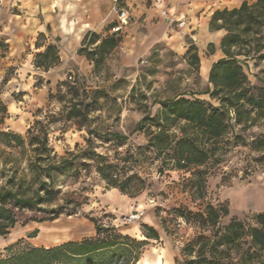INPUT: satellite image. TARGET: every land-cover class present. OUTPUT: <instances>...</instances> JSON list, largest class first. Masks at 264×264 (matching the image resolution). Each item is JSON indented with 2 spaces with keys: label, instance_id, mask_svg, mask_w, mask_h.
<instances>
[{
  "label": "rangeland",
  "instance_id": "1",
  "mask_svg": "<svg viewBox=\"0 0 264 264\" xmlns=\"http://www.w3.org/2000/svg\"><path fill=\"white\" fill-rule=\"evenodd\" d=\"M255 36H264V25ZM184 39L189 46L193 43L189 37ZM1 42L9 46L6 36L0 38ZM44 42L45 38L39 36L36 45ZM189 46L184 53H175L158 45L129 61H125L127 53L119 48L105 54L98 66L89 60V66L83 69L73 64L67 69L56 65L47 71L29 64L43 49L34 51L30 46L19 56V62L11 65L8 47L6 55L0 57V189L32 196L40 179L49 180L46 166L54 156L70 160L77 155V159L71 160L69 171L53 173L57 199L41 205L48 211L59 208L63 213L58 218L50 220L48 211L8 204L17 222L7 236L0 238V256L9 254L6 246L10 242L36 230L32 242L49 245L63 240L58 236L61 232L83 235V218L114 224L106 208L117 198H106L116 187L99 175L97 170L103 161L117 164L125 177L137 174L145 180V189L138 195L145 203L140 209L144 215L135 221L142 224L146 206H153L166 233L163 241H152L146 247L137 264H183V248L201 234L196 224L207 203L228 208L222 225L234 219L247 227L256 225L255 216L264 212V149L251 150V144L264 137V119L254 121L246 130L234 124L216 156L190 171L173 169L167 155L150 147L148 132L136 131L144 116L157 114L163 102L176 97L219 105L218 99L206 93L213 85L209 77L199 74L200 60L195 63L198 47L189 52ZM250 46L254 48L255 42ZM260 54L252 51L248 58L239 56L246 58L248 86L254 89L264 88V47ZM115 133L127 139L115 138ZM198 170L206 183L202 198H194L191 189ZM140 184L138 179L132 181L131 191ZM116 191L117 196H129L119 188ZM72 208L77 212L69 215ZM134 211L119 215V224L135 222L128 219ZM29 245L32 243L25 237L13 250Z\"/></svg>",
  "mask_w": 264,
  "mask_h": 264
},
{
  "label": "trees",
  "instance_id": "2",
  "mask_svg": "<svg viewBox=\"0 0 264 264\" xmlns=\"http://www.w3.org/2000/svg\"><path fill=\"white\" fill-rule=\"evenodd\" d=\"M263 25L264 0H257L253 4L245 1L239 8L216 10L210 27L227 30L221 40L225 57L213 63L209 73V82L213 88H209L206 93L218 99L219 105L207 103L199 98L176 97L163 102L157 114H147L138 123L136 131L148 132L150 147L160 154L167 155L173 169L190 171L199 168L216 156L220 144L225 142L229 129L233 128L234 124L241 125L242 129L246 130L254 121L264 119V88L254 89L248 86V75L244 70V62L252 51L255 55H262L260 52L264 41H261L264 36L256 38L255 35L260 33ZM99 39L100 35L92 33L86 37L87 45L80 49L90 61L95 62V66H98L104 55L109 54L121 41L120 36L112 34L102 38L95 47L89 48ZM253 42L254 48L250 46ZM8 47V44L0 43V57L6 55ZM193 50L196 51L197 47L191 43L188 51ZM242 54L245 59L239 58ZM194 58L198 64L199 56L195 54ZM59 63L58 47L54 44L47 45L35 55L34 64L37 68L47 71ZM71 114L79 115L73 111ZM30 133L32 134V131ZM113 135L118 139H127L118 133ZM32 137H35L34 134ZM262 149L264 137L260 136L252 141L251 150ZM76 157L77 155L70 160H57L54 156L46 166V176L49 180L40 179L32 196L20 195L11 189H0V238L7 236L17 222L8 204L48 211L41 205L52 203L59 193L55 189L53 173L69 171L72 167L71 160L77 159ZM97 171L108 185L119 188L130 197L138 196L145 189L144 179L137 174L123 176L117 164L103 161ZM137 179L141 184L132 192L130 183ZM192 182L193 197L202 198L206 183L201 170H198ZM76 212L77 208H72L68 214ZM48 213L51 214L50 220H54L63 212L56 208ZM228 214L229 210L225 206L216 208L209 203L205 205L204 211L198 214L199 221L196 224L201 234L185 244L182 251L183 264H264V212L255 216L256 225L250 227L235 219L227 225H222L221 219ZM92 220L96 228L95 236L50 247L32 244L20 251L13 250L24 241L25 237H21L6 246L9 254L0 256V264H137L146 247L152 241L160 239L159 232L145 223L141 224L144 238L138 239L122 233L119 229L116 231L114 224H104L97 218ZM37 233L38 230L30 233L27 240L35 237Z\"/></svg>",
  "mask_w": 264,
  "mask_h": 264
},
{
  "label": "crops",
  "instance_id": "3",
  "mask_svg": "<svg viewBox=\"0 0 264 264\" xmlns=\"http://www.w3.org/2000/svg\"><path fill=\"white\" fill-rule=\"evenodd\" d=\"M245 1L249 4L257 2V0H172L168 14L165 15L164 0H119V5L129 11L130 18L128 24L115 33L111 29L118 21L115 0H0V38L2 36L7 38L9 43L7 60L11 65L19 62V56L30 46H33L34 51H38L44 50L49 44H54L58 47L60 68L67 69L74 64L83 69L89 66L90 61L80 49L87 45L86 37L92 33L100 35V39L89 48L95 47L108 35L122 37L112 52L119 48L123 49L127 53L125 61L136 59L158 45L165 46L175 53H184L189 46L184 38L189 37L198 47L199 74L208 78L213 63L225 57L221 49V40L227 33L224 28L211 29L212 16L218 9L239 8ZM180 18L186 20V26L182 30L173 22ZM39 36L45 38L42 46L36 45ZM31 61L30 59V66L35 67ZM113 196L117 199L108 205L106 213L112 216L114 225L124 234L144 238L141 224L138 222L119 224V215L122 216L130 210H140L145 205L143 199L139 196H117L116 188L112 189L111 195L106 199L110 201ZM146 207L143 223L153 226L159 232L158 241L161 242L166 233L155 215V208L150 205ZM72 233L70 231L59 233L58 236L63 237V240L49 245L32 242L31 239L37 235L29 240L33 245L50 247L70 240L92 237L96 235L95 223L91 219L83 218V235L71 236Z\"/></svg>",
  "mask_w": 264,
  "mask_h": 264
},
{
  "label": "built area",
  "instance_id": "4",
  "mask_svg": "<svg viewBox=\"0 0 264 264\" xmlns=\"http://www.w3.org/2000/svg\"><path fill=\"white\" fill-rule=\"evenodd\" d=\"M164 1L166 3V7L164 8L163 13L166 15L168 14L169 5L172 0H164ZM115 2H116V11L118 13V22H117V25L113 27L112 30L114 32H119L122 30V28L125 25L128 24L130 14H129V11L125 7L119 5V0H115ZM173 22H176L178 28H180L181 30L186 26V20L184 18H180ZM143 215H144V211L135 210L134 212H131V214L128 216V219L130 221H135V220L140 219Z\"/></svg>",
  "mask_w": 264,
  "mask_h": 264
},
{
  "label": "bare ground",
  "instance_id": "5",
  "mask_svg": "<svg viewBox=\"0 0 264 264\" xmlns=\"http://www.w3.org/2000/svg\"><path fill=\"white\" fill-rule=\"evenodd\" d=\"M56 238V237H55Z\"/></svg>",
  "mask_w": 264,
  "mask_h": 264
}]
</instances>
